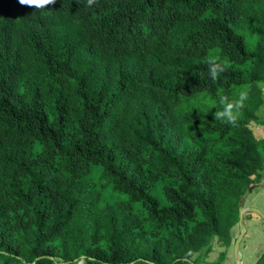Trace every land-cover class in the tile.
<instances>
[{"label":"trees","instance_id":"obj_1","mask_svg":"<svg viewBox=\"0 0 264 264\" xmlns=\"http://www.w3.org/2000/svg\"><path fill=\"white\" fill-rule=\"evenodd\" d=\"M262 83L264 0H0V264L207 263L263 177Z\"/></svg>","mask_w":264,"mask_h":264},{"label":"rangeland","instance_id":"obj_2","mask_svg":"<svg viewBox=\"0 0 264 264\" xmlns=\"http://www.w3.org/2000/svg\"><path fill=\"white\" fill-rule=\"evenodd\" d=\"M264 85V83H262ZM264 97V89H263ZM258 118H260V125L254 127L255 131L264 135V103L257 112ZM264 179L263 177L258 180L260 182ZM264 181V180H263ZM262 181V184H263ZM256 182V183H257ZM247 199L241 203V208L245 206H255L264 211V193L257 192L256 189L251 188L248 190ZM248 201V202H247ZM245 223L247 225V233L241 244L243 251V262L242 264H257L258 259L264 255V219L255 212H247L245 214ZM239 225L233 229L231 239L217 237L212 245L210 253L206 256V259L210 263L217 264H235L234 259V244L237 236L239 235Z\"/></svg>","mask_w":264,"mask_h":264},{"label":"clouds","instance_id":"obj_3","mask_svg":"<svg viewBox=\"0 0 264 264\" xmlns=\"http://www.w3.org/2000/svg\"><path fill=\"white\" fill-rule=\"evenodd\" d=\"M21 7L34 9L37 11H43L45 9L52 8L56 5L57 0H16ZM79 3V0H76ZM98 3V0H86V6L91 7ZM208 76L213 80H217L218 74L225 71V65L221 64L215 58L209 59L207 62ZM203 77V73L199 74ZM264 89V85H261ZM249 90H242L239 96L235 99L230 100L228 96L221 95L219 97V105H213L217 110L213 114V118L226 123L230 126H237L240 117V111L244 108V102L248 99ZM83 264V261H80Z\"/></svg>","mask_w":264,"mask_h":264},{"label":"water","instance_id":"obj_4","mask_svg":"<svg viewBox=\"0 0 264 264\" xmlns=\"http://www.w3.org/2000/svg\"><path fill=\"white\" fill-rule=\"evenodd\" d=\"M247 212H255V213L259 214L264 219V211L258 207L245 206V207L241 208L240 218H239V222H238L240 232H239V235L237 236V238L235 240L234 249H233L234 259L236 262L235 264H242V262H243V251L241 248V244H242L243 239H244V237L247 233V230H248L247 225L245 223V214ZM204 264H217V263L207 262Z\"/></svg>","mask_w":264,"mask_h":264},{"label":"crops","instance_id":"obj_5","mask_svg":"<svg viewBox=\"0 0 264 264\" xmlns=\"http://www.w3.org/2000/svg\"><path fill=\"white\" fill-rule=\"evenodd\" d=\"M263 180H264V179H263ZM263 180H261L260 182L254 183V184L250 187L251 190H252V189H256L257 192L264 193V181H263ZM262 181H263V184H262ZM250 188H249V189H250ZM249 189H248V190H249ZM248 190H247V192H248ZM247 192L245 193L244 197L242 198L241 203H242L245 199L248 200V199H247V196H246ZM247 202H248V201H247Z\"/></svg>","mask_w":264,"mask_h":264}]
</instances>
